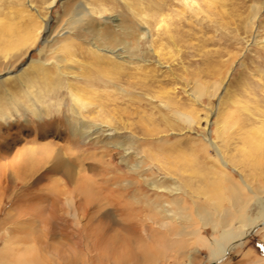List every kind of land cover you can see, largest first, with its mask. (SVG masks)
I'll list each match as a JSON object with an SVG mask.
<instances>
[{
	"label": "rangeland",
	"instance_id": "rangeland-1",
	"mask_svg": "<svg viewBox=\"0 0 264 264\" xmlns=\"http://www.w3.org/2000/svg\"><path fill=\"white\" fill-rule=\"evenodd\" d=\"M0 28V49L33 41L27 56L0 73V164H9L15 153L27 162L24 169L8 165L0 175V251L9 236L28 233L33 240L50 238L57 264H184L185 253L162 251L145 237V227L158 229L151 223L159 215L149 213L144 199L158 203L173 194L150 189L132 170L140 156L145 176L182 184L179 195L206 243L195 245L193 264L212 263L208 245L222 225L201 227L191 195L213 216L209 200L228 186L223 173L250 199L242 218L231 221L233 239L258 227L222 263L264 260V225L254 199L260 195L264 202V0H0ZM61 28L69 29L67 39L56 36L60 45L48 53L44 41ZM55 57L63 62L56 64ZM42 58L49 60L45 67L30 68V60ZM16 76H22V86ZM71 93L82 101L74 102ZM96 126L108 131L93 134ZM251 142L261 148L254 152ZM42 144H51L53 154L40 156L36 148ZM54 153L60 163L51 171ZM78 173L91 188L122 192L119 201L104 200L97 215L108 217L100 224L94 215L87 232L81 231L86 222L78 219L77 227L71 208L61 202L62 189L72 203L83 196L75 190ZM16 175L22 176L17 182ZM125 181L127 186L119 185ZM54 199L60 203L52 212ZM33 204L42 217L21 215ZM116 223L125 229L111 230L108 224ZM102 234L99 244L96 236ZM229 245L218 242L217 250L225 254ZM24 247V258L34 259L37 245L29 241L15 248Z\"/></svg>",
	"mask_w": 264,
	"mask_h": 264
},
{
	"label": "bare ground",
	"instance_id": "bare-ground-1",
	"mask_svg": "<svg viewBox=\"0 0 264 264\" xmlns=\"http://www.w3.org/2000/svg\"><path fill=\"white\" fill-rule=\"evenodd\" d=\"M255 12L256 11L254 10V13ZM67 30H69V29L61 28L60 30L57 31V33L52 35L48 40L44 41V44L46 45L45 46L46 51H48V53L49 52L52 53L54 51V49L58 48V46L60 45V42L55 40L56 36L57 37L58 36L64 37L65 34L67 33ZM66 39H67V37H66ZM24 44H26V43L24 42ZM32 44H33V41H31L28 45H25L22 48L23 44L21 46V44H19V43L14 45L13 42H12V44L10 42H8L7 45L4 47V49H0V67H2L0 70L1 71L0 73H8L9 71H11L13 68V64H14V62L12 60L18 61V59L20 57L27 56L29 51L32 48ZM44 49L45 48L40 49L38 53L42 55V53L45 52ZM53 62H55L56 64H60L63 62V59H61L59 57H55L53 59ZM48 63H49V60L47 58L30 60V62H29V64L31 65L30 66L31 69H34L36 64H38L40 67H45ZM37 68H38V66H37ZM36 70H38V69H36ZM21 78H22V76H16V81L19 84H21V86H22V79ZM26 88H27V86H26ZM28 92H30V91H28ZM25 93H27V91H25ZM195 93L197 94V96H200L202 94L201 90H199V89H197L195 91ZM214 93H215V89H213V87H212V89L208 91V94L210 96H213ZM71 95L73 97L74 102L82 101L81 96L78 93H71ZM8 98L10 101L12 100V102H14L13 99L15 97L11 96V94L8 96ZM160 103H162V102H160ZM164 106L167 109L169 108V105H167V104ZM2 111L3 110L0 109L1 113H2ZM38 112H39V110L35 109V111H34L35 116H38ZM173 114H175L174 116L181 115L177 111L173 112ZM106 120H108V118H106ZM106 120L104 123H102V126L108 125ZM166 122H168V121L166 120ZM96 127H97V129H99V131L96 129L93 131V134L102 133V131H105V132L108 131L106 129L102 130L100 126H96ZM91 135H92V133H91ZM96 137L97 136H95V138ZM83 138L86 140L90 139V137L88 136V133H86V136ZM85 141H84V143H85ZM208 141H209V145L215 151H216V149L218 150L217 146L213 143L212 140H208ZM97 142H99V141H97ZM98 144L100 145L101 142ZM251 144H252L253 151L255 150V147L258 148V150L261 148V145L257 142H251ZM116 145L117 144H114V146H116ZM37 147L38 148H36V149L39 150L38 152H39L40 156H42L44 154H48V153L53 154V146L51 144H42V145L37 146ZM129 149H131L130 146H128L126 148L124 147L125 151H127ZM31 153H33L32 150H31ZM256 153L258 154V151ZM15 154H13V157L11 158L12 160H10L9 164H0V175L4 176L5 172L7 171L8 165H10L11 168L14 166L15 169H21V168L24 169L26 167L27 162H25L26 160H24L23 155H21V154L15 155ZM54 154H55L53 156L54 161H53V166L51 167V171L56 170L57 167L59 166V163H60V158L57 157V153H54ZM248 155H251V154L248 153ZM251 156H252V158L254 157L253 155H251ZM222 163L225 165L224 161H222ZM143 164H144L143 158L141 159L139 156L138 159L131 165V168H132V170L138 172L139 177L142 178L144 183H146L150 189L156 190L157 192H168L169 194H173V197L170 200H162L161 202H158V203H154L151 201H145V199H144L143 204L145 207H147L149 209V213H151V211H155V213H157V215H159L158 220L156 219L155 221H152V223H151V225L157 227L158 229H155V228L154 229L153 228L145 229L146 228L145 227L143 230L145 237H147V239H149L150 242H152L153 244L155 243L156 245L161 246L162 251L163 250L167 251V250L177 249V250H175V252L176 253L178 252V255H179V253L180 254L185 253L187 255L186 256L187 260L184 264H193L192 263V258H193L192 252L194 251L195 245L198 243H200L201 245H206V243L204 242V240L200 234L201 228L200 227L197 228L194 226L193 218L189 214V212H187V209L183 204L182 197L179 195V192L181 190H183L181 182L180 181H173L172 184L165 185L163 182H161L160 178L145 176L144 171L147 168L143 167ZM223 174H224V175H222L223 180L226 183H228V186H223L221 188L220 193H219L220 195H218V198L216 200L215 199L209 200L210 205L213 209V213H214L213 216H211L210 213H208V211H206L203 206H200L199 203H197L198 200L196 199V196H194L193 194L191 195V197H193V204L195 205L194 206L195 207V216L197 217L198 221L201 223V227L209 226V227H211L212 230H216L217 227L219 226V224L222 225V231L219 233L218 239H211L210 243L208 245V249L211 253V258L213 260L211 264H223L222 261L229 254V252L232 249H234L237 245L242 244L244 238L247 237L248 235H250L252 233L253 229H256V227H258V226H256L255 228L250 227L245 232L242 233V236L239 237L238 240L233 239L234 232H232V230H231L232 229L231 221L234 218H236L237 215L239 216V219L242 218V216H243L242 212L245 211L246 208L248 207L250 199L245 198L242 195L240 188L234 186L235 185L234 181L231 178L227 177L225 175V173H223ZM67 175L69 178L71 177V176H69V175H71L70 171L67 172ZM78 175H79V177L76 178V181H75V190L78 192V194L80 193L83 196L80 197V200L78 199V201L76 203H72L71 196L67 197V195H65V192L62 189V191H60V193L62 192L61 193V195H62L61 199H63V201H61V202H63L62 205L66 206L68 208H71L70 210L72 211V216L76 220L74 223L77 224V227H78L79 223L81 222V221L79 222L78 219H81L82 221L86 222L85 224H83L81 231L87 232L88 231V225L92 222L94 215L98 217L97 214H99L102 207H105V201L104 200H106L109 196L110 197L115 196V199L116 198L119 199L122 196V192H120L118 195V193H113V191H112L113 189L112 190H103L102 188L97 187V186H96L97 188H93V187L91 188V186L89 184L87 186L88 182L85 179V177H81V175L79 173H78ZM19 177L22 178V176L16 175V179H15L16 182H17V179H19ZM246 181H248V180H246ZM242 183L246 189L251 191V187L249 185H247V182L242 181ZM90 184H91V181H90ZM128 184H129V182L125 181V182L120 183L119 185L127 186ZM113 185H115V183ZM0 189H1V187H0ZM63 195H64V197H63ZM220 198H226L228 200V203L230 204V206L234 208V211L236 214H232V213L229 214L228 210H226V208L222 207L221 204H219L217 202V201L222 200ZM254 199L260 208V212L262 215L261 220L263 221L262 225H264V202H263L260 195H255ZM139 200H140L139 197H136V196L132 197L133 203H138ZM117 201H119V200H117ZM51 202H52L50 204L51 208H52L51 211L55 212L57 210V204H59L60 202H59V200L57 201V199H54V201H51ZM91 204L96 205L95 208H93V209H95L94 211H89V209H88V207H90ZM26 208L27 209L24 210V212L21 213V215L27 214L28 212H33L37 215V217H39V216L42 217L43 213L41 212V210H39V208H36L34 206V204L29 206V207H26ZM90 213H91V215H88ZM136 214L137 213H135V215ZM118 215H120V214H118ZM20 217L21 216H17V219H20ZM107 217H108V214H102V215H100V217H98L99 220L96 219L95 221L101 222L100 224H102V223H104L103 219H105ZM169 222L176 223L177 226L175 227V229H172L170 227ZM122 224L116 223V224H113V226L108 224V226L111 227V230L120 231V230L125 229V227ZM104 225H105V229L102 226L101 227H102V229H104V231H105L104 234L106 235L107 230H108L107 229V223H105ZM149 227H151V226H149ZM16 230H20V235H21V232H22L21 227L16 226L14 228V232ZM78 232H80V230ZM40 237L41 236L39 235V237H36V239L33 240L34 236H33V238H31L28 235V233L24 234L22 237L9 236L7 243L4 245L3 249L0 251V264H50L51 262L52 263L55 262L57 264V256H58L57 255V248H55V249L53 248V244H51V242L48 241L50 238H48L47 236H44L43 240ZM96 237H97L96 238L97 240H95V241L98 242V240H100L99 244H101L103 242L104 235L102 234V235H99ZM29 241L34 242L35 245H37V247H35L36 252H35L34 259H25L24 258V254H25V250H26L25 247H24V249H20V250L15 248L21 244L25 245V244L29 243ZM226 241H229L230 245L227 247L228 249L226 250L225 254L220 253L217 250L218 249V242L224 243ZM189 245H191V246L189 247ZM11 246H13V247H11ZM27 251H28V249H27ZM49 260H50V262L47 263V261H49ZM263 261L264 260L261 258H256L255 261L253 260V262L255 264L262 263ZM90 264H92V263H90Z\"/></svg>",
	"mask_w": 264,
	"mask_h": 264
},
{
	"label": "water",
	"instance_id": "water-1",
	"mask_svg": "<svg viewBox=\"0 0 264 264\" xmlns=\"http://www.w3.org/2000/svg\"><path fill=\"white\" fill-rule=\"evenodd\" d=\"M257 228V227H256ZM252 232H255V229H253V231Z\"/></svg>",
	"mask_w": 264,
	"mask_h": 264
}]
</instances>
